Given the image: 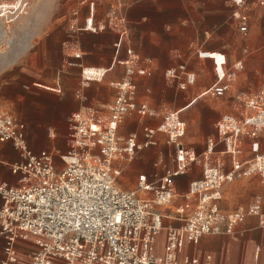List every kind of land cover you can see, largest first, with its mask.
<instances>
[{
    "label": "built area",
    "instance_id": "obj_1",
    "mask_svg": "<svg viewBox=\"0 0 264 264\" xmlns=\"http://www.w3.org/2000/svg\"><path fill=\"white\" fill-rule=\"evenodd\" d=\"M256 2L264 7V0ZM235 16L242 19L245 32L247 15L235 12ZM121 64L126 67L125 76L116 83V95L105 111L84 107L71 116L69 150L59 155L62 169L57 168L53 153H34L23 123L0 111V142H11L21 158L10 166L12 173L20 175V184L11 187L0 182L5 264H180L178 253L184 236L196 243L205 235L232 233L242 220L243 209L226 213L219 203L225 183L257 175L264 178V151L254 158L243 156L244 139L255 141L264 133V88L243 94L239 100L244 108L238 114L223 115L218 136L209 137L205 150L197 153L183 143L186 124L179 111L137 102L135 79L145 75L146 69L134 58ZM236 66L240 68L241 62ZM167 74L179 80L180 88L196 82V76L183 64ZM228 75L235 77L231 70L217 72L215 84L199 95L217 100L224 97L231 88ZM136 112L163 118L156 131L146 133L148 143H157L156 133L165 134L175 149L177 169L157 182L141 175L136 188L126 190L117 180L143 144L137 134L123 136L120 130L126 118ZM258 148L254 143L253 149ZM193 164H200L202 177L189 184L181 204L170 207L175 196L173 175ZM164 219L181 225L165 227ZM164 229L166 243L158 254V238ZM27 236L37 239L38 249L22 260L16 244ZM183 264L199 262L187 257Z\"/></svg>",
    "mask_w": 264,
    "mask_h": 264
},
{
    "label": "crops",
    "instance_id": "obj_2",
    "mask_svg": "<svg viewBox=\"0 0 264 264\" xmlns=\"http://www.w3.org/2000/svg\"><path fill=\"white\" fill-rule=\"evenodd\" d=\"M247 2L254 4L255 0H241L238 9L241 10ZM135 3L131 1V8L128 13L132 23L146 20L144 9L147 6L156 8L155 4L136 5ZM235 10L236 8L234 12ZM100 14L101 12L98 14V19L101 18ZM244 14L248 16V32L250 33L253 27V19L255 21L257 17L258 19L263 17L264 7L255 6V8L245 11ZM185 20L187 21L186 18ZM78 35L79 40L74 39L71 43L70 57L61 47L58 49L60 55L58 64L51 63L47 58L46 49H42L43 53L35 58V62L33 59L29 64L20 59L0 71V111L12 115L23 123L29 148L34 153L43 150L53 153L58 169H62L64 166L59 155L69 150L71 116L84 107H93L103 113L105 106L113 101L116 95V83L125 76V71L120 67L123 65L121 61L126 57L125 53H121L124 43L123 35L102 30L99 32L84 30L79 37ZM186 39L185 33L179 31L176 37L172 39L171 45L161 47L158 45V37L155 31H147V37L141 36L140 41L137 42L138 45H136L137 53L148 59L157 60L158 63L155 65L154 63L139 62L140 67L146 69V73L137 76L135 79L137 85L136 100L139 104H147L154 109L179 111L186 124L183 143L197 153H202L206 148V140L209 137L218 136V123L222 111L202 100L203 96L199 94L190 99L189 92L186 91L189 86L188 88H180L179 80L171 78L167 74L171 67L178 64V61L173 57H170L169 60L162 59L168 50L185 51L187 49ZM61 42L62 40H59L60 44ZM254 47L264 49V19L261 20L259 29L255 32ZM220 48L218 46L204 48L208 52L203 53V56L207 57L205 64L210 69L214 67L216 74L217 72L221 73L226 68L227 61L230 59V55L221 52ZM74 49L80 50L82 56L80 54L74 55L72 53ZM201 49H203L202 46ZM130 51L131 49L127 52ZM188 71L196 76L197 82L195 84L197 83L196 88L198 90L207 88L206 81L199 78V71L196 67L191 66ZM162 122V117L142 115L140 112L126 118L120 134L128 136L135 133L138 142L143 144V149L135 158L137 162L128 171L131 184L136 181L137 186L141 175H145L150 182H157L176 171L177 163L175 162V167L172 166L171 171L169 170L159 177L151 173L150 163L157 146L164 143L170 151L175 152L174 147L167 143V136L163 133H156V144L148 143L146 133L156 131ZM254 143H258V151H260V137L255 141L245 138L243 148L247 144V146H251L253 152L257 153L258 151L253 149ZM220 149H223V146H220ZM20 160L19 151L11 142H0V182L2 184L11 187L20 184V175L12 173L10 169L13 163ZM160 162L155 163V165ZM187 170L173 175L175 196L173 205L170 207L181 204L187 194L189 184L193 180L201 178L192 172L193 167L189 168V172H186ZM117 183L126 190L136 188L135 186L133 189H127L123 183L119 182V178ZM227 184L229 182L222 187L223 199L219 203V207L226 213L243 209L245 214L242 220L234 226L232 233L205 235L196 243H190L184 236L178 253L180 264H183L187 257L198 259L199 264H264V196L257 193L247 206L240 205L233 208L224 204ZM251 209H255V211L249 214ZM164 224L165 227L181 225L179 221L171 219H164ZM166 234L167 231L164 229L158 238V254H162L164 251ZM31 246L38 247L37 239L34 237L27 236L17 241L16 247L22 260H26L34 252L30 251ZM6 262L4 238L0 237V264Z\"/></svg>",
    "mask_w": 264,
    "mask_h": 264
},
{
    "label": "rangeland",
    "instance_id": "obj_3",
    "mask_svg": "<svg viewBox=\"0 0 264 264\" xmlns=\"http://www.w3.org/2000/svg\"><path fill=\"white\" fill-rule=\"evenodd\" d=\"M131 1L136 2V5L155 4L156 8L147 6L144 9L146 20L132 23L128 14ZM240 2L241 0H0V71L20 59L29 64L33 59L35 62V58L43 53L42 49H46L47 58L51 63L58 64L60 56L58 49L61 47L70 57L71 43L74 39L78 41L77 35L79 34V37L84 30L112 31L123 35L121 53L126 54L124 59L134 58L138 65L139 62L156 65L157 60L148 59L137 53L136 45L141 36L147 37V31H155L158 45L165 47L171 45L172 39L179 31H183L187 37V49L168 50L162 59L169 60L173 57L177 60L178 64L171 68L183 64L186 65L187 71L191 66L199 71V78L206 81L207 88L198 90L197 83L187 87L186 91L189 92L191 99L211 88L217 80L214 67L210 69L205 64L207 57H204L203 53L208 51L204 48L221 47V52L230 55L224 72L231 70L235 73V77L226 76L231 81V88L221 99L206 96L201 99L220 109L222 116L238 114L239 110L244 108L240 97L264 87V49L254 47L255 32L259 29V23L264 19V15L261 19L258 17L255 21L253 19L250 33L249 20L246 23L247 30L242 31V19L237 18L235 12L244 16L245 11L260 6L255 0L254 4L245 3L240 10L238 9ZM59 40H62L61 44ZM129 49L131 54L127 52ZM72 53L82 54L80 50L75 49ZM238 62H241L240 68L236 66ZM120 67L126 71L125 65ZM260 142L262 152L264 133L260 136ZM245 146L244 158H254L260 153L253 152L251 146L247 144ZM152 156L151 173L158 177L171 171L172 166L175 167V155L164 143L155 148ZM159 161L161 162L155 165ZM136 162L137 159L128 164L119 177V182L127 189L136 186V181L131 184L128 177L129 169ZM192 167V172L198 178L202 177L200 164H193ZM186 172H189V169ZM225 189V205L233 208L247 206L255 194L264 196V178L258 175L252 178H237L229 182ZM37 249L31 246L30 251Z\"/></svg>",
    "mask_w": 264,
    "mask_h": 264
}]
</instances>
